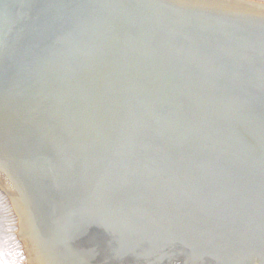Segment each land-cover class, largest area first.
<instances>
[{"label":"water","instance_id":"obj_1","mask_svg":"<svg viewBox=\"0 0 264 264\" xmlns=\"http://www.w3.org/2000/svg\"><path fill=\"white\" fill-rule=\"evenodd\" d=\"M0 140L63 264H264V5L0 0Z\"/></svg>","mask_w":264,"mask_h":264},{"label":"bare ground","instance_id":"obj_2","mask_svg":"<svg viewBox=\"0 0 264 264\" xmlns=\"http://www.w3.org/2000/svg\"><path fill=\"white\" fill-rule=\"evenodd\" d=\"M245 2H254L248 0H242ZM260 5L264 3L255 2ZM1 143V140H0ZM2 150V148H0ZM3 151V150H2ZM26 160V159H25ZM37 160L33 158L35 163ZM3 162L0 161L2 166ZM21 164V162L19 163ZM3 167V166H2ZM0 190L6 193L7 198L13 205L16 214L19 217V239L24 247V252L27 258L28 264H63V258L58 253L53 255L52 242L50 238L40 234L34 224L30 211L27 207H24L25 197L23 195L22 187L14 177H11V184L0 174ZM254 264H257L255 262Z\"/></svg>","mask_w":264,"mask_h":264},{"label":"rangeland","instance_id":"obj_3","mask_svg":"<svg viewBox=\"0 0 264 264\" xmlns=\"http://www.w3.org/2000/svg\"><path fill=\"white\" fill-rule=\"evenodd\" d=\"M264 3V0H248ZM13 205L0 190V264H28L19 239V217Z\"/></svg>","mask_w":264,"mask_h":264}]
</instances>
